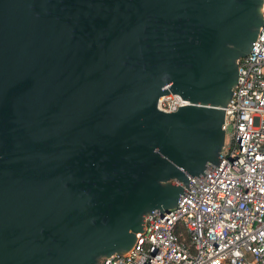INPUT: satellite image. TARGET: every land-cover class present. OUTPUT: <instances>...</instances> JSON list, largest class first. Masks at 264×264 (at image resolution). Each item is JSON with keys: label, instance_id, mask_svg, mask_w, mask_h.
Masks as SVG:
<instances>
[{"label": "water", "instance_id": "obj_1", "mask_svg": "<svg viewBox=\"0 0 264 264\" xmlns=\"http://www.w3.org/2000/svg\"><path fill=\"white\" fill-rule=\"evenodd\" d=\"M263 26L264 0H0V264L128 252L221 161Z\"/></svg>", "mask_w": 264, "mask_h": 264}, {"label": "built area", "instance_id": "obj_2", "mask_svg": "<svg viewBox=\"0 0 264 264\" xmlns=\"http://www.w3.org/2000/svg\"><path fill=\"white\" fill-rule=\"evenodd\" d=\"M182 102L169 93L158 106L170 112ZM224 128L219 164L191 177L177 207L148 215L128 252L99 264H264V26L239 60Z\"/></svg>", "mask_w": 264, "mask_h": 264}, {"label": "rangeland", "instance_id": "obj_3", "mask_svg": "<svg viewBox=\"0 0 264 264\" xmlns=\"http://www.w3.org/2000/svg\"><path fill=\"white\" fill-rule=\"evenodd\" d=\"M229 130L231 131V128Z\"/></svg>", "mask_w": 264, "mask_h": 264}]
</instances>
